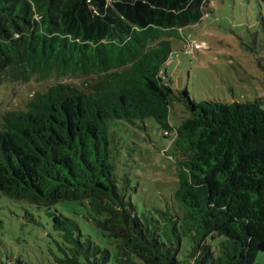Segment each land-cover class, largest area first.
<instances>
[{"label":"trees","instance_id":"trees-1","mask_svg":"<svg viewBox=\"0 0 264 264\" xmlns=\"http://www.w3.org/2000/svg\"><path fill=\"white\" fill-rule=\"evenodd\" d=\"M210 0H0V86L82 79L37 92L2 116L0 192L50 207L87 204L116 245L117 264H256L264 253V108L193 102L179 127L163 66L170 38L201 21ZM153 119L174 137V206L139 214L115 177L110 123ZM167 133V134H166ZM57 264H108L111 252L54 215ZM2 222L0 221V229ZM220 239L216 251L209 240ZM14 264H28L17 259Z\"/></svg>","mask_w":264,"mask_h":264},{"label":"rangeland","instance_id":"rangeland-1","mask_svg":"<svg viewBox=\"0 0 264 264\" xmlns=\"http://www.w3.org/2000/svg\"><path fill=\"white\" fill-rule=\"evenodd\" d=\"M171 54L163 66L175 93L170 122L179 127L189 115L188 98L196 103L259 101L264 108V0H210L200 22L182 28L170 38ZM68 83L83 87L82 79L52 78L43 82H5L0 86L2 116L22 110L37 93L49 86ZM115 177L130 181L129 198L139 214L174 206L178 186L174 137L165 136L153 120L145 123L113 120ZM56 213L73 219L83 235L111 252L108 264L116 263V245L92 220L87 204L59 201L49 208L15 200L0 192V264L21 259L28 264H57L62 257V233L54 228ZM220 239L209 240L216 251ZM190 237L182 238L178 260L185 264L192 248ZM256 264H264L259 252Z\"/></svg>","mask_w":264,"mask_h":264},{"label":"built area","instance_id":"built-area-1","mask_svg":"<svg viewBox=\"0 0 264 264\" xmlns=\"http://www.w3.org/2000/svg\"><path fill=\"white\" fill-rule=\"evenodd\" d=\"M167 134V133H166Z\"/></svg>","mask_w":264,"mask_h":264}]
</instances>
